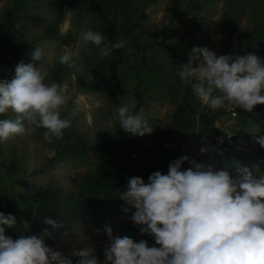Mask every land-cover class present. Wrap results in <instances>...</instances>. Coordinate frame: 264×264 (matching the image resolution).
I'll return each instance as SVG.
<instances>
[{
  "label": "clouds",
  "instance_id": "9594fccd",
  "mask_svg": "<svg viewBox=\"0 0 264 264\" xmlns=\"http://www.w3.org/2000/svg\"><path fill=\"white\" fill-rule=\"evenodd\" d=\"M80 38L97 47L103 45L101 58L126 44L124 40L105 44L106 37L93 30H82ZM44 55L42 49L35 48L32 59L41 61ZM59 62L75 67L71 52L60 55ZM178 67L181 80L213 110L227 105L251 112L264 105V62L254 53L218 56L207 47H194L188 63ZM48 75L43 64L37 68L21 61L11 80H0V116L9 112L15 116L0 119V142L28 135L32 126L45 129L44 139L52 142L71 127V119L61 117L67 103L63 89L57 83H46ZM112 118L132 135L153 132L142 109L134 114L122 106ZM257 143L264 148V135ZM185 161L188 156L170 163L167 174L154 172L148 183L140 177L128 181V190L121 192L120 198L135 209L132 220L141 226V233L154 236L159 247L128 236L114 237L112 227L106 224L104 231L110 238L104 250L106 264H264V175L256 176L240 165L233 178L227 170L195 160L182 171ZM43 222L52 230L45 228L41 235L13 239L5 229L14 228L17 219L0 212V264H73L71 258L45 242V237L64 226V220L46 216ZM23 223L25 229L30 227L28 221ZM93 253L89 245L73 250L72 256L78 258L76 264H99Z\"/></svg>",
  "mask_w": 264,
  "mask_h": 264
},
{
  "label": "rangeland",
  "instance_id": "374dc122",
  "mask_svg": "<svg viewBox=\"0 0 264 264\" xmlns=\"http://www.w3.org/2000/svg\"><path fill=\"white\" fill-rule=\"evenodd\" d=\"M68 1L61 20L54 28L48 29L56 16L52 0H30V8L21 14V19L14 28L5 27L2 21L11 13L12 0H0V72H4L7 80H11L15 76L16 66L21 61L31 63L37 68L43 64V68L49 73L46 83L51 84V72L60 54L71 52L75 67H67V72L59 84L67 101L61 112L70 101L69 115L76 117L79 130L89 141L87 154L80 158L68 155L52 158L54 153L51 142L46 141L40 128L35 126H32L28 135L15 136L7 142H0V159L7 161L15 157L24 168V171L19 170L11 175L3 174L4 178L0 182L7 189L5 202H9L14 194L21 191L24 177L34 185L61 186L65 190H72L77 186L79 177L86 171L110 166L111 155L105 154L103 150L110 148L111 152L113 151L112 145L117 139V131L115 120L109 114V99L104 90H87L80 87L76 81L77 76H83L99 84L106 80L105 72L90 68L84 61L86 55H94L99 53V50L80 38L82 30L102 33V22L89 7L75 5L72 0ZM138 4L136 0L135 10ZM171 4L172 0H155L145 6L147 17L139 22V26L129 37L128 57L122 69L119 96L122 106L132 110L135 104L133 92L136 83L132 74L139 66L142 47L148 45L144 51L145 65L141 69L147 88L141 106L132 113H139L142 109L153 126V132L144 136L131 134V146L128 149L131 151L130 155L139 158V162L146 158L153 136L168 124L174 109L167 90L169 66L174 51L179 52L186 43H192L185 64L188 63L194 47H207L218 56L226 55L229 48L230 54L234 56L246 42L251 16L255 13L261 14L264 9L260 0H194L191 4L189 0H180L176 17L170 21ZM195 4L200 6L197 7ZM104 5L109 6L106 2ZM238 11H241L238 25L227 38L223 31L224 13ZM135 17L134 14L131 20ZM187 28H191L193 34L183 37ZM66 32L71 34L67 43L54 37V34ZM19 37L30 41L35 48L43 50L45 55L41 61L32 59L35 50L28 55L22 53L6 55ZM194 66H198V62ZM193 96L198 110L204 107L212 113L221 110L216 116L215 125L225 134L218 136L217 140L220 144H226L233 152L242 155L241 160L232 158L218 170H227L235 178L237 167L243 165L250 168L256 176L264 175V148L257 143V138L264 135V105H257L251 112L245 111L248 125H242L234 111L235 107L226 105L224 108L213 110L203 105L194 93ZM3 116L6 119L15 118L11 112ZM126 134L124 130V136ZM131 170L135 175L126 180L119 190V195L128 190V181L131 178L143 179L140 171L136 172V168ZM181 170L187 169L181 167ZM6 214L15 216L18 222L17 213ZM111 219H123V216L113 213L108 208H100L93 216L76 222L58 241L57 249L72 254L73 250L91 245L94 248L93 255L97 257L99 264H106L104 250L110 244V238L104 231V226L109 224ZM112 229L114 237L126 236L120 230L113 227ZM145 241L149 247H159L155 238H147Z\"/></svg>",
  "mask_w": 264,
  "mask_h": 264
},
{
  "label": "trees",
  "instance_id": "16d2710c",
  "mask_svg": "<svg viewBox=\"0 0 264 264\" xmlns=\"http://www.w3.org/2000/svg\"><path fill=\"white\" fill-rule=\"evenodd\" d=\"M136 0H72L75 5L87 6L101 19L102 34L106 37L104 43L111 44L119 40L126 41L123 48L114 49L108 57L101 58L99 55L100 48L92 44L99 50L94 55H86L85 63L94 70L103 71L106 74L104 83L99 84L95 81L87 80L83 76H77L76 81L80 87L87 90H104L110 102L109 114L112 117L113 112L122 107L121 98L119 96L122 86V69L128 57L129 37L133 31L139 26V22L147 17L145 6L155 0H138L139 4L135 10ZM180 0H172L171 17L172 21L177 14ZM194 0H189L191 4ZM68 0H52V6L55 9L56 16L48 29L54 28L61 20L65 13V7ZM105 2L109 5H104ZM263 3L264 0H260ZM141 5V7H140ZM199 7V4H195ZM30 8V0H12L11 13L2 19L5 27L14 28L15 24L20 21L21 14ZM138 8V9H137ZM135 14V18L131 17ZM241 11L235 13H224L223 31L228 38L238 25ZM193 34L191 28H187L183 37ZM54 37L63 43H67L71 34L57 33ZM147 44L142 47V53L139 59V66L134 69L133 76L136 80L133 95L135 104L130 112L137 110L143 101L146 86L141 69L145 65L144 51ZM192 43H186L179 52L176 50L171 58L169 66V80L167 90L174 109L171 112L168 124L158 130L152 138L147 156L139 162V158L133 157L131 151V133L124 136V129L120 127L119 120H115V129L117 131V139L110 148H104L105 154H110V166L88 170L83 173L78 181L77 186L72 190H65L61 186H50L43 184H32L28 178H23V188L17 194L5 202L7 189L0 182V199L5 202V206H0V212H15L18 215V222L14 228L5 229V234L13 239H18L21 235H41L45 228L50 231L51 226L43 222V218L50 216L53 219H63L64 226L53 231L51 237H45L46 244L53 250H58L56 244L60 239L81 219H86L97 213L100 208H108L113 213L123 216V219H111L109 224L126 236L132 238L136 242L154 236L147 233H141L140 227L132 220L134 208H129L126 201L122 200L119 195L120 188L126 180L135 175L131 168H136V172L140 171L145 183L149 182V176L156 171L163 174L168 173L169 164L181 158L178 154L180 145L185 144L191 149L192 156L189 161H185L181 167L186 169L192 167L191 160L202 163L205 166L211 165L214 169H222L228 160L235 158L241 160L240 153L233 152L226 144H220L217 140L218 136L225 133L215 125V119L221 110L212 113L207 107L198 110L196 100L190 85H186L178 75V65L185 64L186 58L191 49ZM35 50V46L22 37L16 38L11 49L6 55L14 54H30ZM249 52L254 53L264 62V9L261 14H253L251 16V25L247 30L246 42L239 48L235 55H246ZM63 54V53H62ZM60 54V55H62ZM226 55H231L227 48ZM60 57V56H59ZM68 65L61 64L59 58L51 72V83L60 84L63 80ZM0 80H7L4 72H0ZM70 101L61 112L62 118H70L71 127L63 132V137L57 139L52 138L51 147L53 149L52 158L61 155H68L74 158H80L87 154L89 141L87 136L81 132L77 126L76 117L69 115ZM236 115L242 125H248L246 112L242 108H234ZM0 119H6L3 115ZM44 134L45 129L40 128ZM123 141V142H122ZM204 149V152H201ZM111 152V153H110ZM23 170L17 159L12 157L7 161L0 159V181L3 180V174L11 175L15 172ZM2 188V190H1ZM129 208V211H125ZM63 213L61 217L60 213ZM24 221H28L30 227L24 228ZM60 251V250H58ZM61 252V251H60ZM63 253V252H62ZM64 256L72 259L76 264L77 257L72 254L63 253Z\"/></svg>",
  "mask_w": 264,
  "mask_h": 264
},
{
  "label": "built area",
  "instance_id": "2783aa9c",
  "mask_svg": "<svg viewBox=\"0 0 264 264\" xmlns=\"http://www.w3.org/2000/svg\"><path fill=\"white\" fill-rule=\"evenodd\" d=\"M190 148L185 145V144H182L180 145L179 149H178V154L183 157V156H192L193 154L191 153V151H189ZM0 206L1 207H4L5 206V202L3 200L0 199Z\"/></svg>",
  "mask_w": 264,
  "mask_h": 264
},
{
  "label": "crops",
  "instance_id": "0c3cea01",
  "mask_svg": "<svg viewBox=\"0 0 264 264\" xmlns=\"http://www.w3.org/2000/svg\"><path fill=\"white\" fill-rule=\"evenodd\" d=\"M261 61H263V60H261Z\"/></svg>",
  "mask_w": 264,
  "mask_h": 264
}]
</instances>
